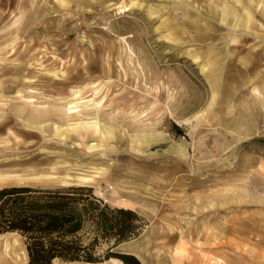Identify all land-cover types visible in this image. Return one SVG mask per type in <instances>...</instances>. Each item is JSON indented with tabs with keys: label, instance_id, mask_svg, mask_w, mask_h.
I'll return each mask as SVG.
<instances>
[{
	"label": "rangeland",
	"instance_id": "rangeland-1",
	"mask_svg": "<svg viewBox=\"0 0 264 264\" xmlns=\"http://www.w3.org/2000/svg\"><path fill=\"white\" fill-rule=\"evenodd\" d=\"M0 174L133 210L140 264H264V0H0Z\"/></svg>",
	"mask_w": 264,
	"mask_h": 264
},
{
	"label": "trees",
	"instance_id": "trees-1",
	"mask_svg": "<svg viewBox=\"0 0 264 264\" xmlns=\"http://www.w3.org/2000/svg\"><path fill=\"white\" fill-rule=\"evenodd\" d=\"M141 227L133 210L110 206L88 186L0 187V234L20 236L26 264L96 263L111 257L140 264L110 249L136 237Z\"/></svg>",
	"mask_w": 264,
	"mask_h": 264
},
{
	"label": "bare ground",
	"instance_id": "bare-ground-1",
	"mask_svg": "<svg viewBox=\"0 0 264 264\" xmlns=\"http://www.w3.org/2000/svg\"><path fill=\"white\" fill-rule=\"evenodd\" d=\"M110 261L119 263L117 260L114 259H111ZM0 264H17L10 251L2 247H0Z\"/></svg>",
	"mask_w": 264,
	"mask_h": 264
},
{
	"label": "crops",
	"instance_id": "crops-1",
	"mask_svg": "<svg viewBox=\"0 0 264 264\" xmlns=\"http://www.w3.org/2000/svg\"><path fill=\"white\" fill-rule=\"evenodd\" d=\"M131 4H135L134 2H131ZM122 6H124V5H122ZM237 35L236 34H233V35H230L229 36V42H230V38H234V37H236ZM238 37V36H237ZM235 42H237V41H235ZM235 42H233V43H235ZM0 175H2V174H0ZM3 176H5L4 174H3ZM14 176V175H13ZM17 177H18V175H16ZM107 262H110V261H107ZM113 264H120V263H113Z\"/></svg>",
	"mask_w": 264,
	"mask_h": 264
}]
</instances>
